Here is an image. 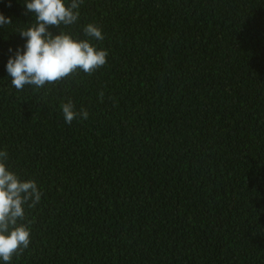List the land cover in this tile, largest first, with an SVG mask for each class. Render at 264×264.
Returning a JSON list of instances; mask_svg holds the SVG:
<instances>
[{"label":"trees","instance_id":"trees-1","mask_svg":"<svg viewBox=\"0 0 264 264\" xmlns=\"http://www.w3.org/2000/svg\"><path fill=\"white\" fill-rule=\"evenodd\" d=\"M24 2L0 0V151L42 196L10 264H264V0H82L64 30L100 26L107 64L18 91Z\"/></svg>","mask_w":264,"mask_h":264},{"label":"clouds","instance_id":"clouds-1","mask_svg":"<svg viewBox=\"0 0 264 264\" xmlns=\"http://www.w3.org/2000/svg\"><path fill=\"white\" fill-rule=\"evenodd\" d=\"M81 3L82 0H71L66 6L65 0H25L26 12L35 16V22L17 31L26 38V43L6 64L16 90H24L26 86L44 88L80 71L92 75L107 64L108 50L91 43L104 40L100 26L88 23L83 28L84 39L64 30L78 21ZM11 23V17L0 13V27ZM50 27L58 29V33L50 31ZM61 107L66 123L70 124L77 116L88 118V111L81 108L77 112L71 100ZM7 160V151H0V260L4 264H10L14 256L29 247L32 222L26 217L25 207L35 208L42 196L37 182L21 179L8 167Z\"/></svg>","mask_w":264,"mask_h":264}]
</instances>
